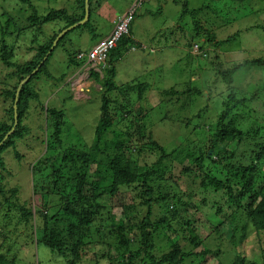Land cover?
Returning a JSON list of instances; mask_svg holds the SVG:
<instances>
[{
  "label": "trees",
  "instance_id": "trees-1",
  "mask_svg": "<svg viewBox=\"0 0 264 264\" xmlns=\"http://www.w3.org/2000/svg\"><path fill=\"white\" fill-rule=\"evenodd\" d=\"M10 1H19L22 6L26 5L31 14L27 20L30 23L28 26L19 28L7 14L4 15L5 25L0 24V64L8 70L5 81L15 79L11 88L6 87L0 93L2 102L7 104L4 119L0 121V169L3 171H5L2 157L4 153L11 150L17 160L21 157L17 152V142L30 135L31 129L25 124V120L32 118L30 115L32 106L40 111V115L45 116L39 121L43 123L46 121L45 128L49 131L48 139L44 142L46 152L55 153L57 148H62L60 135L65 122L64 112L53 105L50 106L49 103L44 106L41 101L42 94L40 95L35 89V84L42 76H45L46 80H54L57 84L66 81L65 74H61L58 79L52 78L48 71L49 60L55 48L62 45L73 30L90 27L89 17L84 25L68 31L50 51L56 36L61 31L83 20L85 0H74L72 9L74 8L75 11L50 9L46 14H39L31 5L32 0ZM91 1L88 0V5ZM151 1L153 0L149 2ZM215 1L211 0V3L214 4ZM225 1H228L227 7H232L233 12L230 15L234 16L233 19L225 20L226 26L235 24L240 18L241 11L238 10L237 3L239 5L248 3V14L264 16V0ZM252 5L257 9H253ZM223 11L218 7L212 9L210 5L193 10L184 8L182 17L188 15L191 18L196 36L203 43L213 44L215 48H219L236 42L243 32L236 31L225 39L218 40L216 33L211 29L202 28V22L195 18L206 12H212L214 15L215 12H219L224 15ZM131 25L129 34L121 38L117 46L109 52L106 66L101 72L102 78L98 73L91 74V77L100 83L102 90L100 114L94 129L95 141H92L90 149L85 151L84 148L76 149L72 146L61 150L59 168L46 174L45 177L49 180L53 179L50 191L42 193L41 189L44 188L33 185L34 194L42 200L41 210L36 212L35 216L26 201L16 205L12 203L9 194L14 195L18 192L14 188L6 190L0 185V204L4 205L8 212L14 214L16 212L20 222L26 227H29V224V228L35 230L34 243L37 248H45L56 260L60 259L64 264H79L82 255L91 245L106 244L108 247L111 245L105 243L103 237L100 236V239L96 240L93 236V230L101 233L100 228L97 230L96 226L102 220L103 213L107 214V219L101 223L109 232L108 237L114 239L109 251L114 250L115 255L110 257L109 253H106L109 257L108 264H200L201 262L205 264V258L211 253L209 250L191 252L183 245L188 238L187 235L194 236L193 240L198 239L194 227L198 222L194 218V213L199 209L198 204L183 202L179 196L170 197L168 192L173 186L179 185L178 180L181 178L190 179V176H197L200 180L199 187L203 190L224 193L227 208H234L231 215L236 212L243 213L256 232H264V120L250 121L247 116V106L253 107L264 102V95L262 96L264 88L261 90L262 86L252 89L242 97L238 96L240 88H237V83L245 71L248 74L261 73L264 80V58L248 59L242 63L229 65L212 63V66L216 67L214 74L217 77L215 79L214 75L213 83L216 82L217 87L220 86L226 94L223 96L212 83L218 92V94L215 92L214 98H218L220 106L222 105L220 114L213 124L206 125V130L204 128L199 131L195 127L189 135L184 136L182 139L184 146L177 143L172 150H168L163 143L155 140L149 122L152 113L140 106L136 108L134 105L136 102L131 99H125L123 102L118 100L120 95L124 97L126 93L133 92L136 93L135 100L141 101L145 92L149 90V85L144 82L131 81L118 86L114 81L115 62L121 60L135 46L130 34ZM49 26L51 29L45 30ZM217 28L219 25L215 26V29ZM10 29H13V32ZM16 34L15 38L11 36ZM10 36L14 40L8 42ZM41 36L44 38L43 41L40 40ZM21 45L25 46L26 54L32 53L30 58L27 59L29 55L24 57L26 59L23 63L16 61L18 52L23 49ZM199 49L203 52L197 57L209 58L207 50L204 51L202 47ZM67 59L74 69L81 65L68 52ZM215 60H219L218 56H215ZM197 71L199 73H195L203 78L205 69L200 65ZM27 77L29 79L21 86L17 96L16 125L13 132L5 138L15 122L13 105L17 88ZM184 91L180 95L187 98L183 100L181 112H185L184 108L189 109L190 104L186 101L194 100L195 95L201 94L197 88L193 90L188 88ZM163 96L172 100L176 96L174 87L164 91ZM192 117L201 118L202 111H197ZM177 118L186 125L191 121L188 116ZM42 127L41 125L40 129ZM101 141H103L102 146ZM148 156L154 157L155 161L147 170L144 168L145 173L140 179L141 175H138L135 168L137 162L132 158ZM54 157L56 156L40 159L36 167L32 168V174L41 176L43 167L45 169L51 165ZM165 170L169 173L176 170L178 175L175 176L176 180H172L173 186L166 183L163 186L165 190H161L156 183ZM134 186L141 189L137 195L139 202L137 205L128 204L123 209L121 215L125 219L124 222L116 220L106 203L107 200L113 199L123 189H135ZM203 202L205 204V201ZM213 207L211 209H216L218 215L224 209L220 204H214ZM131 211L135 212L132 218H130L131 213L129 214ZM33 221L34 224H31ZM0 237L3 242L11 239L9 235H0ZM31 237H23V240L30 239V243H33ZM181 237H183L182 241ZM156 239L162 241L163 247L159 248L156 245ZM8 246L4 254L0 253V264H11L5 259L11 245ZM2 248L0 245L1 250ZM218 252L220 254L219 250ZM228 257L232 258V264H245V259L235 258L230 250ZM87 263L98 264V260L90 258Z\"/></svg>",
  "mask_w": 264,
  "mask_h": 264
},
{
  "label": "rangeland",
  "instance_id": "rangeland-1",
  "mask_svg": "<svg viewBox=\"0 0 264 264\" xmlns=\"http://www.w3.org/2000/svg\"><path fill=\"white\" fill-rule=\"evenodd\" d=\"M132 2L133 0H92L89 3L90 27L73 30L63 44L55 48L49 60L48 71L52 78L58 79L61 74H65L67 76L66 81L63 84H57L54 80H46L45 76H42L35 84V89L40 95L42 94L41 101L44 106L49 103L50 106L53 105V107L62 109L64 112L65 122L60 135L62 148H57L55 153L46 152L44 142L48 139L49 131L45 128L46 121L44 123L39 121L43 120L45 116L40 115V111L32 106L30 115L35 122L32 118L25 120V124L31 129L30 135L17 142V152L21 156L20 159L17 160L14 153L9 150L2 156L5 171L0 169V185L4 186L6 190L14 188L18 191L14 195L9 194V199L15 205L26 201L33 216L41 210L42 206V200L34 194L33 185L44 188L41 189L42 193L50 191L53 179L49 180L45 177L46 174H50L59 168L61 150L75 146L76 149L84 148L87 151L90 149L92 141H95L94 129L100 114L102 88L100 83L91 78L85 80L82 86H77L76 80L69 83L70 75L79 74L80 70L69 65L67 52L69 55H73L74 59L77 52H88L94 44L111 32L116 20L124 14ZM227 3L228 1L225 0H216L214 4L211 3V0H153L145 4L135 16L130 34L133 40L136 39L147 49H138L135 52L127 53L121 60L115 62L116 77L114 81L116 85L121 86L131 81L144 82L149 85V90L145 92L144 99L141 101L135 100L136 93L133 92L126 93L125 98L120 95L118 100L123 102L125 99H131L134 103L136 102L134 104L136 108L140 106L146 111H150L152 116L149 122L155 140L163 143L168 150H172L177 143L184 146L182 142L184 136L189 135L195 127L199 131L204 128L206 130V125L213 124L220 114L222 105L220 106L218 98H214L215 92L217 94L218 92L213 85L216 83H213L214 75L215 79L217 77L214 74L216 67L212 66V63L229 65L230 63H242L248 59L264 58V16L258 17L255 14H248L249 4L239 5L237 3L238 10L241 11L240 18L235 24L226 26L225 20L234 18L230 15L233 12L232 7H227ZM31 5L37 9L39 14H46L50 9L71 11L74 0H32ZM205 5H210L212 9L215 7L223 9L224 15L219 12H215V15L212 12L201 14L195 19L202 22V28L211 29L212 32L216 33L218 40H223L236 31L243 32L236 42L215 48L213 44L203 43L196 36L193 21L188 15L182 17V12L184 8L193 10ZM252 6L253 9H257L254 5ZM29 10L26 5L22 6L19 1L0 0V24L5 25L4 15L7 14L19 28L28 26L30 23L27 20L31 14ZM72 11L75 9L73 8ZM217 25L219 28L215 29ZM49 29L51 26L45 28V30ZM10 31L13 32V29ZM11 36L15 38L17 34ZM11 36L7 40L8 42L14 40ZM43 39L41 36L40 40L43 41ZM194 45H198L197 51H194ZM21 47L24 50L21 49L18 52L16 61L19 63L25 61L26 55H29L27 59L32 55V53L26 54L25 46L21 45ZM201 47L204 51L209 52V58L197 57L203 52L199 49ZM215 56H218V61L215 60ZM200 65L205 69L203 78L196 74L199 73L197 69ZM6 71L8 70L0 64V93L6 87L11 88L15 83V79L5 81L7 78ZM215 86L217 87L216 84ZM171 87H174L176 96L169 100L168 97L163 96V92ZM188 88L192 90L197 88L201 94L195 95L194 100L186 101L190 104V110L186 108V111L184 108L185 112H181L183 100L187 97L181 96L180 93ZM217 88L223 96H226L225 91L220 86ZM237 88H240L238 90L239 97L252 89L261 88L262 90L264 80H262L261 73L248 74L245 71L237 83ZM6 109L7 104H4L0 98V121L4 119V110ZM247 109V116L250 121L264 120V102L253 107L247 106ZM197 111H202L201 118L192 117ZM184 116L191 118L188 125L177 118ZM41 125L43 126L42 129H40ZM102 144L103 141L100 145L102 146ZM52 156H56L53 163L45 169L43 167L41 176L32 174V168L36 167L35 165L40 159L43 157L51 158ZM154 159V157L150 158L149 156L132 158L133 161L137 162L135 168L138 175H141L140 179L145 173L144 168L147 170L151 167ZM93 170L94 168H92ZM176 175H178L176 170L173 173L165 170L156 185L161 190H165L163 186L166 183L173 186L172 180H176ZM186 178L183 177V179L178 180L179 185L173 186V189L168 192L170 197L179 196L183 202L196 203L199 207L198 212L194 213V218L198 221L194 226L198 239L193 240L194 236L187 235L186 242H183L186 250L198 253L203 249L209 250L211 253L205 258V264H232V258L228 257L229 250L232 251L235 258L245 259V264H264V232H256L243 213L236 212L231 215L234 208H227L224 193L208 189L203 190L199 187L200 180L197 176H190V179ZM160 179L161 182L159 183ZM134 187L135 189L132 188L131 190L123 189L113 199L107 200L106 203L116 220L124 222L125 219L121 215L123 209L128 204L137 205L139 202L137 195L141 189ZM201 202H203L202 205ZM214 204L224 206L219 215L216 213V209H211L214 208ZM103 214L102 220L96 226L97 230L100 228L101 233L93 230V236L96 240H99L101 236L105 243L112 245L114 239L108 237L109 232L101 223L107 219V214ZM129 214L132 218L135 212L131 211ZM182 215L185 216V214ZM31 224H34V221ZM28 226L30 227L29 224ZM29 227L19 221L16 212L15 214L8 212L7 208L0 204V235L11 237L5 242L0 237V245L3 247L2 250L0 249V253L4 254L9 247L8 245H11L9 253L7 252L5 255L6 261L11 262V264H64L60 259L56 260L50 251L36 247L34 243L35 230ZM27 236H32L33 243H30L31 240L28 238V240H23V237ZM182 240L183 237H181ZM155 243L159 248L163 247L162 241L156 239ZM104 246L107 245H91L90 249L88 248L86 253L82 255L79 264H89L87 260L90 258L98 260V264H108L109 257L106 256V253L108 252L109 256L113 257L115 251H109L110 246H107L108 249ZM217 250L220 251V254L217 253Z\"/></svg>",
  "mask_w": 264,
  "mask_h": 264
},
{
  "label": "built area",
  "instance_id": "built-area-1",
  "mask_svg": "<svg viewBox=\"0 0 264 264\" xmlns=\"http://www.w3.org/2000/svg\"><path fill=\"white\" fill-rule=\"evenodd\" d=\"M149 1L150 0H133L124 14L116 20L109 35L99 41L86 54H78L77 58H86V65L90 64L92 67L104 66L109 52L117 46L121 38L129 34V27L135 15ZM197 50L198 47L195 45L194 51Z\"/></svg>",
  "mask_w": 264,
  "mask_h": 264
},
{
  "label": "clouds",
  "instance_id": "clouds-1",
  "mask_svg": "<svg viewBox=\"0 0 264 264\" xmlns=\"http://www.w3.org/2000/svg\"><path fill=\"white\" fill-rule=\"evenodd\" d=\"M139 12V11H138ZM134 21V20H133ZM109 35V34H108ZM107 35V36H108ZM106 36V37H107ZM102 40V39H101ZM100 40V41H101ZM99 42V41H98ZM97 42V43H98ZM96 43V44H97ZM96 44H94V46L96 45ZM195 46V45H194ZM197 46V45H196ZM144 47V48H143ZM198 47V46H197ZM138 49H140V50H146L147 48H146V46L145 45H143L142 43H137V42H135V46H133L130 50H129V52L128 53H130V52H135L136 50H138ZM87 53V52H86ZM86 53H83V52H77L76 53V55H75V59L78 61V62H80L81 63V65L79 66V67H77L79 70H80V72H79V74H74V76H72L70 79H69V83L70 82H72L73 80H76V84H77V86H82L83 85V83H84V81L85 80H87V79H89V78H92L91 77V74L92 73H98V74H100V76H101V78H102V70H103V68L106 66V65H104V66H96V67H92L90 64H87L86 65V58H83V59H78L77 58V56H78V54H86ZM127 54V53H126ZM107 61V60H106ZM106 64V63H105ZM86 65V66H85ZM76 68V69H77ZM93 79V78H92Z\"/></svg>",
  "mask_w": 264,
  "mask_h": 264
},
{
  "label": "water",
  "instance_id": "water-1",
  "mask_svg": "<svg viewBox=\"0 0 264 264\" xmlns=\"http://www.w3.org/2000/svg\"><path fill=\"white\" fill-rule=\"evenodd\" d=\"M89 18V5H88V0H85V15H84V18L83 20H81L80 22L74 24L73 26L71 27H68L66 28L65 30L61 31L55 38L53 44H52V47L50 48V51L54 48V46H56L57 42L68 32L70 31L71 29L77 27V26H80V25H83L87 22ZM42 64V63H41ZM38 69V68H37ZM29 79V77L25 78L24 80H22L17 88V92H16V97H15V102H14V105H13V109H14V126L13 128L7 133V135L5 136V138H7L14 130V127L16 125V105H17V96H18V93H19V90L21 88V86L23 84H25L27 82V80Z\"/></svg>",
  "mask_w": 264,
  "mask_h": 264
},
{
  "label": "crops",
  "instance_id": "crops-1",
  "mask_svg": "<svg viewBox=\"0 0 264 264\" xmlns=\"http://www.w3.org/2000/svg\"><path fill=\"white\" fill-rule=\"evenodd\" d=\"M134 41L137 42V43H140V42L137 41L136 39H135ZM151 52H152V50H151ZM72 76H73V75H70V78H71ZM70 78H69V79H70ZM69 79H68V80H69ZM91 79H92V78H91ZM93 80H94V79H93ZM75 84H76V83H75ZM76 85H77V84H76Z\"/></svg>",
  "mask_w": 264,
  "mask_h": 264
}]
</instances>
